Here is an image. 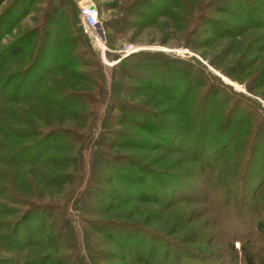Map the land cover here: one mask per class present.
Listing matches in <instances>:
<instances>
[{"label": "trees", "instance_id": "1", "mask_svg": "<svg viewBox=\"0 0 264 264\" xmlns=\"http://www.w3.org/2000/svg\"><path fill=\"white\" fill-rule=\"evenodd\" d=\"M164 1L133 0L129 4L130 13L135 11L134 7H152L156 18L160 17L162 13H166L168 3L162 8L156 4L151 6V2ZM33 3L31 0L30 7ZM170 3L173 6L180 3V10L189 15L186 27L191 28L187 40L190 41L191 37L202 38L205 47L214 46L217 41L225 39L236 40L251 30L264 29V0H171ZM26 14L27 12L24 15ZM72 16V13L61 12L58 5L53 7L50 3V10L46 13L42 24L44 26L41 28L44 30V36L41 37L42 47L37 48L36 56L27 68L7 77V87L17 83L6 97L10 105H28L40 115L42 109L49 107L59 120H64L67 116H75L80 121L96 120V110L93 108L90 111L91 107L102 104V100H105L104 94H107L103 88V79L96 75L98 70L95 69L99 67V63H94L91 58L86 60L88 52L77 49L79 46L75 37L65 42L73 50H55L50 45L55 32L64 30V40L65 30L76 28ZM179 19L186 21L182 14ZM30 35V32L23 34L3 50L0 68L8 59L25 53V47L30 45L25 41L32 37ZM188 47L199 46L194 41ZM140 57L143 60L134 66L122 60L115 67L113 91L108 96L110 100L107 119L113 126H123L127 130L108 132L123 141L124 148L164 150L172 155H183L187 165L184 173L166 174L161 170L154 171L149 169L148 164H142L131 157L106 152L104 149L118 147L117 144H108V137L100 150L95 149L90 154L91 171L87 179L83 154L89 142L79 130L65 128L60 122L48 124L43 129L41 121L27 119L13 105L5 107L0 103V146L3 145V152L7 153L0 156V167L6 166L24 175L35 172L40 175V179H36L31 185L32 198L23 197L12 184L0 190V199L5 202L0 203V208L4 217L9 219L0 221V243L5 252L12 255L0 258V264H86L87 261L79 249L77 234L67 215L71 207L83 213H88L90 209L92 211L96 197L104 194L99 190L103 182V176L100 175L103 171L112 170L126 172L129 180L142 188L141 197L137 198L139 202L153 201L167 209L173 208L175 203L178 204V200L171 199L165 204V198L160 199L155 194L162 193L161 189L173 188L181 191L180 186L188 185V181L201 182L205 179L204 182L207 186L210 184V187L212 182L222 181V194L211 202L209 194H206L205 204H209V207L205 212L212 210L217 223L223 225L229 235L228 238H220V233L208 235L210 243L224 246L219 248V252L212 253L207 261H199L203 264H264V246L257 248L248 244L255 237L264 240V115L259 105L231 92L222 83L213 81L197 65L158 55L143 54ZM213 65L216 66L214 63ZM74 67L81 69L74 70ZM251 67L252 64L246 66L245 71ZM56 75L72 76L77 84L89 88L91 93L47 86V81L54 80ZM228 76L238 79L230 74ZM119 77L124 80L119 82ZM133 83L138 85V91L151 92L169 101L171 106L160 111L152 105H131L117 97L118 92H134ZM247 89L263 96L260 92L264 89V69L251 76ZM98 90L102 92L101 100L94 96ZM69 151H76L77 156L66 154ZM237 153L239 156L235 160L233 157ZM56 167L62 171L52 170ZM71 170L76 171L77 176L69 174L68 171ZM136 171L141 178L135 176ZM24 179L25 184L31 182L26 176ZM149 179L154 181L156 187L147 184ZM84 182L86 188L82 191L80 189ZM74 183L76 186H73ZM70 186L72 192L64 194ZM126 187L129 188V184ZM148 187L150 190H147ZM49 189L58 190L60 193L57 195L63 196L62 202L54 201L56 194L50 193ZM152 191L153 194H147ZM185 191L187 190H183V194H189ZM236 192L239 195L236 196ZM108 193L111 194L110 191ZM194 198L191 195L180 196L179 201L193 203ZM233 206L234 211L226 215V218L223 217V213ZM243 216L249 217L253 228L248 236H243L239 228H230L233 221L241 225ZM82 222L100 236L106 233L119 235V239L112 241V245L119 249L117 254L120 257L123 253L122 260L137 264H173L175 258L172 259L170 253L165 252L167 254L163 259L156 256L154 245L161 246L163 243L159 236L149 233L147 228L132 223L102 220L89 222L82 219ZM197 235L207 241V234L200 235L197 232L193 236ZM140 237L149 238L154 244L148 247L150 250L145 252L144 257L138 255L139 258L135 259L133 250L141 247L137 242L139 240L136 241ZM238 242L240 249L236 246ZM103 245L94 235L90 236L87 248L94 264L108 260L103 257ZM175 247L176 251L188 252L186 248ZM37 249L51 250L52 253L36 252ZM29 251H32L31 254Z\"/></svg>", "mask_w": 264, "mask_h": 264}, {"label": "rangeland", "instance_id": "2", "mask_svg": "<svg viewBox=\"0 0 264 264\" xmlns=\"http://www.w3.org/2000/svg\"><path fill=\"white\" fill-rule=\"evenodd\" d=\"M30 1L31 0L27 2L24 0H0V60L2 59L3 50L6 47H10V45L22 37L23 34L30 32V36H32L25 41L26 44L30 43V45L29 47H25L26 45L24 46L26 48L24 54L10 58L5 61V64L1 65L0 103H3L5 107L13 105V107L21 111L27 119L37 120V122L41 121L43 129H46L48 124H57L60 122L65 128H76L79 130L80 134L89 142L83 154L86 161L87 179L91 171L90 154L95 149L100 150L108 137L110 139L108 144H117L118 147L107 149L108 151L104 149L106 152L114 155L131 157L142 164H148L149 169H153L154 171L161 170L163 173H184V169L187 166L183 155H172L164 150L148 151L146 149L136 150L134 148H124L122 145L123 141L113 137L108 132V130H127L123 126H113L107 119L109 109L108 103L110 100L108 96H110L113 91L115 67L122 60L126 61V64L134 66L138 61L143 60V57L140 56L146 54L158 55L191 65H197L201 67L213 81H218L231 92L254 101L259 105L261 113L264 115V89L260 92L263 96L247 89V82L251 79V76H254L257 71L264 69V29L259 31L251 30L248 31L245 36L238 37L236 40L225 39L217 41L214 46L205 47L202 44V38L194 39L191 37L190 41L187 40L188 31L189 28H191L186 27L189 15L185 11L183 12L180 10V3L179 5L176 3L175 6H173L172 3H170L171 0H165L160 3L151 2V6H155L153 4H156L158 7L162 8L168 3L166 13H162V16L157 18L152 7L142 9H136L137 7H134L133 9L135 11L130 13L129 4L133 0H33L34 3L31 7ZM50 3L53 7L58 5L61 12L67 11L69 14L72 13V22L76 25V28L73 27L74 29L70 27L67 31L65 30L64 40V30L55 32L54 35H52L51 47L55 50L58 48L63 51L73 50L74 48H69L65 42L69 38L75 37L79 46L77 49L88 52V55L85 56L88 57L86 60L91 58L94 63H99V67L95 69L98 70V72L96 71V75L103 79V88L107 91V94H104L103 98H105V100H102V104L91 107L92 109L90 111H93V108H95L97 114L96 120L92 122L82 119L80 121L75 116H67L64 120H59L56 118L55 114L51 112V108L49 107H43L44 109L41 107L43 110L42 115L36 114V110H32L28 105H10V101L6 98L10 95L11 91H13L15 84H17L16 82L10 83V87H7L9 84L7 77L19 70L27 68L35 58L37 48L42 47L41 37L44 36V30L41 28L44 26H42V24L46 18V13L50 10ZM87 4H94L98 9L99 26L96 30L87 28L80 17L81 6ZM25 12H27L26 15H24ZM181 14L186 19L185 22L179 19ZM50 27L51 25L49 29ZM194 41L198 43L199 47H188L189 43ZM131 49L136 51L127 55L126 53ZM213 63L216 64V66L213 65ZM250 64H252V67L246 72L245 70L247 69H245V67ZM73 69L77 70L81 68L74 67ZM228 74L238 79H232ZM71 77L56 75L53 77L54 80L47 81V86L63 87L91 93L89 88L77 84L75 79ZM117 80L120 82L123 81L124 78L121 79L119 77ZM127 82L131 83L129 80H127ZM134 85V92H118L117 97L126 100V102L131 105H152L160 109V111L164 110L165 107L171 106V103L169 101L167 102L162 97L151 92H146L145 90L138 91L139 89H136L139 88L138 85ZM4 87L5 89H3ZM100 91L101 90H98L94 94L98 100L102 98V92ZM3 150L4 147L1 145L0 156L2 154L7 155ZM66 154H70V156L73 157L77 156L76 151H69V153L66 152ZM235 156L236 157H233V159H238V153L235 154ZM102 158L101 160L104 163V157ZM0 168L2 170H0L1 191L4 190V187L11 186L12 184V187L18 190L23 197L32 198L30 197L33 195L31 185L36 179H40L38 178L40 175L37 172L24 175V173H19L15 171V169L6 166ZM52 170L57 172L62 171L59 167L55 169L52 168ZM68 172L73 176H77L74 170ZM24 176L31 180L29 183L30 185L25 184ZM100 176H103V182H101L102 185L99 190L103 191L104 194H101L99 198L96 197V200L93 202L92 211L90 209L88 213H83L71 207L67 215V219L71 221V227L77 234L79 249L81 255H83L82 257H85L87 261H85L86 264H94L91 252L87 248V243L89 244L91 235H94L95 238L99 239L104 244L102 247V249L105 250L103 257L108 258V260L103 259L104 261L98 264L137 263L122 260L121 257L123 253H121V257L120 254H117L119 249L112 245L114 244L112 241L115 242L118 240L119 235L116 233L113 235L106 233L104 235H107V237H104V235L100 236L92 231L87 224L82 222V219H86L89 222L102 220L122 224L132 223L147 228L149 229V233L159 236L158 238H160L164 244V246H162L163 244L161 246L154 245L156 256L159 259H163L167 253H170L172 259L175 258L172 262L173 264H203L202 261H199L200 259L207 261L212 253L219 252V248L221 249L222 246H224L223 244L217 245V243L214 242L210 243L208 235L211 233L215 235L218 233L219 235L220 233V238H228L229 232H227L223 225L221 226L217 223L216 215L212 210L205 212L209 207V204H205L206 194H209L210 202L218 197L219 194H222V187L220 186L222 185V181L212 182L211 187L210 184L208 186L206 185V182H204L205 179L204 181L201 180V182L188 181V185L180 186L181 191H179V189L173 190V188H160V192L162 193L155 194L160 199L165 198V204L171 199L178 200V204L173 202L175 203L173 208L167 209L153 201L147 203L139 202L137 198L141 197L142 188L140 189L135 182L130 181V177L126 172L123 173L122 171L118 172L114 170L107 172L103 171ZM135 176L141 178L140 173L137 171ZM127 184H129V188L126 187ZM147 184L156 187L154 181H151V179L148 180ZM73 186H76V184L74 183ZM69 188L70 189L65 191L64 194L72 192L70 191L72 186ZM85 188L86 182H84L80 190L84 191ZM149 188L150 187H148L147 190H150ZM191 188H193V190H191ZM194 188L196 189L194 190ZM183 190H187L185 192L189 194H183ZM48 191L56 194L54 201L62 202L63 196L57 195L60 193L58 190L53 191L49 189ZM108 191L111 192L110 195ZM153 192L154 191L147 194H153ZM234 194L236 196L239 195L238 192ZM189 195H191L192 198L196 197L194 198L195 202L186 203L184 201H179L180 196ZM1 196L3 197L4 193H2ZM202 200H204V202H202ZM0 203L5 204L3 199H0ZM221 205L222 204H220V207ZM234 209V206L229 208L227 212L225 211L223 213V217L226 218V215L231 214ZM243 217V224L237 225V223L232 220L233 222L230 224V228L233 230L234 228H239L243 236H248L249 233L253 231V228L249 217ZM4 218L9 220L7 217H4L0 208V221L4 220ZM25 232L26 229L24 230V233ZM197 232H199L200 235L207 234L205 238H207L210 244L205 240L203 241V237L199 235L193 236ZM1 235L2 232L0 231V236ZM136 241L139 242L138 245H141V247L133 250L136 256L135 259L139 258L138 255L144 257L145 252L147 253L149 249L148 247H152L154 244L151 239L146 237H140V239H136ZM248 244L260 248L264 246V240L255 237ZM138 245H136V247H138ZM175 246L178 248H186L188 252L185 253L182 250L176 251ZM236 246L240 249L241 245L238 242ZM172 248L173 250H171ZM31 252L32 251H29L30 254ZM36 252L44 254L52 253L51 250L45 251L42 249H37ZM165 252L167 253L165 254ZM4 256L9 257L12 255L9 252H5L0 243V258Z\"/></svg>", "mask_w": 264, "mask_h": 264}, {"label": "built area", "instance_id": "3", "mask_svg": "<svg viewBox=\"0 0 264 264\" xmlns=\"http://www.w3.org/2000/svg\"><path fill=\"white\" fill-rule=\"evenodd\" d=\"M80 17L82 18L85 26L90 30H96L99 26V12L97 7L94 4H87L81 6L80 8ZM136 50H129L126 54L130 55Z\"/></svg>", "mask_w": 264, "mask_h": 264}]
</instances>
